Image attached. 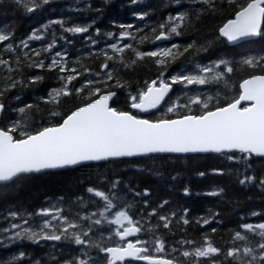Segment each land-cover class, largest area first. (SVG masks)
Listing matches in <instances>:
<instances>
[{"label":"trees","instance_id":"16d2710c","mask_svg":"<svg viewBox=\"0 0 264 264\" xmlns=\"http://www.w3.org/2000/svg\"><path fill=\"white\" fill-rule=\"evenodd\" d=\"M247 2L248 0H213L208 5L197 0H179V3L177 0H51L48 5L28 12L27 7H34L31 3L25 6L15 0H0V31L11 33V40L0 44V49L8 43L16 47V55H20L22 60L21 71L12 73V76L26 82L25 86H17L6 93L0 128L7 130L13 122L19 121L27 122L29 130L35 132L41 127L59 124L64 116L88 102L85 94H73L61 98L58 105L45 103L48 94L64 83L59 77H66L71 73H61L58 68L52 71L47 68H29L24 52H28L33 60H44L46 65L55 53L60 52L66 58L69 68H76L82 73L70 88L80 87L88 79L106 81V84L94 86L100 87L102 92H116L117 97L112 107L127 112H130L131 107L130 95H137L145 90L153 80L160 77L161 72L164 73L160 77L162 79L180 70L193 75L200 68L224 59L233 67L232 73H226L225 78L218 82L210 81L202 85L174 84L173 94L167 104L158 114H153L148 119L158 121L186 114H203L204 110L199 105H192L190 112L183 107L167 112L169 103L179 99L184 104L188 97L197 95L201 98L215 97L210 105L213 109L226 106L238 98L241 82L253 75H264V66L252 68L243 64L247 58L264 57V35L240 46H229L219 35V29ZM180 13H186L187 20L179 29L181 34H171L170 37L181 49L192 43H195V47L174 62H169L166 67L158 65L155 62L157 58L145 57L138 60L135 51H152L156 47L155 35L161 31L168 32L167 26L161 29L160 25H167L170 16ZM57 21H63V25L56 23ZM128 25L132 27L129 28ZM76 26L88 27V31L72 33L64 30ZM37 30L43 39L29 40V36ZM124 31L132 33L136 39H123L126 44H132L133 49L125 50L121 62L120 54L114 53L110 46L121 40L120 36ZM145 35L149 39L141 43L140 37ZM22 40L28 41V49L22 48ZM49 43L55 45L50 52L41 51L39 57L32 56L31 49L42 50ZM104 52L114 59L106 60ZM0 54L5 59H12L15 67L13 54ZM133 60L136 61L135 64L132 63ZM105 62L109 65L108 69L102 68ZM220 70H223V66ZM108 71L113 75L111 81H107ZM7 75L0 68V87L5 83L3 77ZM36 75L43 79L27 83L30 77ZM211 75L213 74H208L209 77ZM117 80L125 86L117 87ZM29 104L33 107L24 114L18 111ZM53 110L61 115L52 116L50 113ZM13 135L19 138L18 132ZM229 155L233 154L157 156L116 161L31 175L7 188L0 186V230L10 228L13 223L21 225V228L12 232L0 231V240L16 231H22L23 228H32L38 232L43 222L51 219L49 216L37 215L41 209H52L54 214L57 209L61 210L59 215L66 218V221L52 220L58 235L62 233L63 227H67V222L78 225L76 228H69L59 241L40 240L39 243H33L23 240L8 243L5 240L8 247H0V260H9L24 252L25 257L15 264H36V261L40 264H65L66 261H72L76 264L75 258L88 259L89 264H107L108 258L93 245L109 247L119 242L117 235L112 233L113 226L107 220H112L117 211L126 210L134 222H139V239L149 241L148 254L152 256L165 257L177 264H196L197 259L199 264H210L208 258L183 257L181 254L184 250L191 251L200 246L207 238L221 249L220 255L211 258L215 264H238L233 258H226L224 253L234 247H255L260 242L258 235L245 231L242 225L264 222V185L259 183L264 179V158L253 156L250 161H246L244 154L235 153L236 159H229ZM246 175L255 176L256 182L241 184L240 180ZM113 184L116 186L113 187ZM89 188L109 195L115 206L105 212L106 202L90 193ZM146 190L148 194L144 195ZM137 193L140 195H136ZM164 201L167 203L164 204ZM161 204L164 206L160 207ZM154 209L155 215L152 214ZM13 211L19 214L16 218L9 215ZM101 212H104L107 220L100 215ZM161 215L169 217L167 228L163 227L164 221L159 219ZM85 217L90 219H84ZM24 219L28 220L27 224H24ZM95 219H101L102 223L93 224ZM184 219L189 223L184 224ZM204 220H209L210 223L204 224ZM89 227L91 231L84 236L83 232L88 231ZM213 228L216 231L213 232ZM45 231L51 233L53 229ZM237 231L245 235L247 240L233 243ZM73 233L91 243L77 245ZM157 239L165 244L163 252L157 253L154 250V241ZM182 241L193 243L182 244Z\"/></svg>","mask_w":264,"mask_h":264},{"label":"snow or ice","instance_id":"6c2138e0","mask_svg":"<svg viewBox=\"0 0 264 264\" xmlns=\"http://www.w3.org/2000/svg\"><path fill=\"white\" fill-rule=\"evenodd\" d=\"M15 2L24 3L25 6H27V3L33 4L34 7H27L28 12H33L36 8L48 5L51 0H15ZM197 2L211 5L213 0H197ZM177 3H179V0H177ZM186 20V13L170 16L167 25H160L161 29L167 26L168 32L161 31L158 35H155V39H167L171 34L180 35L179 29ZM56 23L63 25V21H57ZM44 27L46 29L47 25ZM128 27L131 28L132 26L128 25ZM64 30L72 33H85L88 31V27L76 26ZM38 32L39 30L34 31L29 36V40L43 39ZM219 33L228 41L264 35V0H248L246 5L241 6L239 11L236 12L235 18L228 20L219 29ZM120 39L135 40L136 36L129 31H124ZM147 39H149L147 35L140 37V42L142 43ZM10 40V32L0 31V44ZM20 45L24 49L30 47L28 41L22 40ZM54 46V43H49L42 50L31 49V54L39 57L41 51L50 52ZM110 47L114 53L120 54L121 62H123L122 57L125 50L133 49L132 44H124L123 46L112 44ZM194 47L195 43L184 46L182 49L180 45L173 44L170 48L158 51H134L138 60H143L145 57L157 58L155 62L166 67L169 62H174L179 56L184 55ZM0 53H11L15 57V67H13L12 59H5L0 54V68L8 73L7 76L3 77L5 83L0 87V113H3L5 111L3 99L6 93L17 86H25L26 82L14 79L12 76V73L21 71L22 60L20 55H16V47L12 43H8L3 49H0ZM23 56L28 61L27 66L29 68H47L49 71L58 68L61 73H71L66 77H59L64 83L48 94L45 103L58 105L61 98L73 94L77 96L85 94L88 102L64 116L59 124L44 126L35 132L29 130L27 122L21 123L19 121L13 122L7 130L0 128V185L5 188L27 176L42 173L48 169L65 168L89 161H102L109 158L132 157L151 153H232L233 155H229L228 158L236 159L235 152H239L244 154L243 158L246 161H250L253 156L264 158V75H253L251 78L245 79L240 85L242 91L238 98L226 106L211 108L210 105L216 99L213 96L204 98L199 95L188 97L184 104H181L177 99L175 102L169 103L167 112H174L181 107L189 109L190 112L192 105H199L204 110L203 114H186L179 119H160L153 122L149 119L138 118L130 112L118 111L115 107H111L109 101L113 99L116 93L102 92L100 87L94 86L100 83L106 84V81L88 79L80 87L70 88L72 82L77 80L82 73L78 72L76 68H69L66 58L60 52L55 53V56L51 58L50 63L47 65L44 60L31 59L28 52H24ZM104 56L106 60L114 59L107 52H104ZM57 57H60V59H57ZM262 62H264V57L259 59L252 57L245 59L243 64L256 68L264 66ZM132 63L135 64L136 61L133 60ZM221 66H223V70H220ZM108 67V63L102 64L103 69H108ZM199 71L202 73L201 75L178 74L171 76L168 81L160 78L164 76V73L161 72L160 77L153 80L145 90H141L137 95H130L131 108L141 112L157 109L162 103H165V98L168 97L174 84L202 85L210 81L218 82L225 78L226 73L230 74L234 69L228 61L221 59L211 66L200 68ZM209 73L213 75L209 77L207 75ZM106 77L107 81H111L113 79L112 72L108 71ZM42 79V76L36 75L30 77L27 83H36ZM116 86L124 87L125 85L117 80ZM242 102L249 103L241 106ZM32 107L33 105L29 104L19 108L18 111L24 114ZM50 114L54 117L61 115L55 110L51 111ZM17 132L19 138L13 135ZM254 182H256L255 176L246 175L240 180L241 184ZM259 183L264 185V179H261ZM115 186L113 184V187ZM88 191L106 202L105 212L115 206L109 195L104 192L92 188H89ZM143 194L147 195V190ZM136 195H140V193ZM166 203L167 201H164V204ZM164 204H161L160 207H163ZM60 211L57 209L54 214L52 209H41L36 214L49 216L51 219L45 220L38 232L32 228H23L22 231H16L5 237L4 240H0V247L7 248L8 243L23 240L33 243H39L40 240H61L69 228H76L78 225L67 222V227H63L62 233L56 234L52 220L66 221V218L59 215ZM152 214H156L155 209ZM9 215L16 218L19 214L13 211ZM100 215L107 220L104 212H101ZM84 219H90V217ZM159 219L164 221L163 227L167 228L169 226L168 216L161 215ZM125 221L129 225L128 227L124 226ZM23 222L27 224L28 220L24 219ZM92 223L100 225L102 220L95 219ZM107 223L119 225L120 227L116 229L115 235L125 241L123 246L117 247H104L101 244L93 245L101 252L108 254L107 264H117L118 261L123 262L126 258L144 260L147 261V264H174L173 260L157 258L148 254L149 248L147 245L149 241L137 238L135 242H132L126 239L130 236H137L141 232V228L137 226L139 222H134L128 211H117L115 219L107 220ZM183 223L188 224L189 221L184 219ZM203 223L208 224L210 221L204 220ZM18 228H21V225L13 223L10 228L0 231L12 232V230ZM50 228L53 229L51 233L45 231V229ZM242 228L247 232L258 235L260 242L255 247L230 248L224 253V256L233 258L238 264H264V222L258 224L247 223L242 225ZM257 230L259 231L257 232ZM90 231L91 227L88 231L83 232V235L87 236ZM212 231L214 232L216 229L213 228ZM72 235L77 245L91 243L90 241L86 242L79 234L73 233ZM5 240L8 243H5ZM237 240L245 241L247 237L237 231L234 234L233 243ZM181 243L192 244L193 242L182 241ZM154 245V250L157 253L163 252L165 249L162 240H155ZM174 251L176 250L174 249ZM181 254L183 257L208 258L210 264H215V261L211 258L220 255L221 249L215 247L210 240L205 238L200 246L194 247L191 251L184 250ZM24 257L25 253L20 252L18 256L14 255L9 260H0V264H15L16 261ZM75 260L76 264H89L88 259L75 258ZM36 264H40V262L36 261ZM65 264H73V262L66 261ZM196 264H199L198 259Z\"/></svg>","mask_w":264,"mask_h":264},{"label":"water","instance_id":"95a60500","mask_svg":"<svg viewBox=\"0 0 264 264\" xmlns=\"http://www.w3.org/2000/svg\"><path fill=\"white\" fill-rule=\"evenodd\" d=\"M234 18H235V15H234ZM234 18H232V19H234ZM220 37L222 39H224L225 41H227L228 44H229V46H240V45H243V44L248 43V42H251V41H256L257 39H259L260 36L248 37V38L240 39V40H237V41H228L227 38H225V37H223L221 35H220ZM163 41H164V39L157 40V43H161ZM240 90L242 91L241 88H240ZM172 91H173V86H172L171 92H169V94H168V97L165 98V102L171 96ZM116 95L113 97V99L111 101H109L110 106H112V102L115 99ZM248 103L249 102H242V105L241 106H245ZM164 104L165 103H162L159 108H157V109H151L148 112H141V111H139L137 109H133V108H132V111H134V112H140L143 116H149L152 113L157 112ZM3 113H0V121L2 119ZM143 119H146V118H143ZM177 119H179V118H177ZM235 153H239V152H235ZM221 154H224V153H212V152H209V153H151V154H147V155L132 156V157L109 158L108 160H102V161H89V162H84V163H81V164H78V165H75V166H69V167H65V168L48 169V170H45L42 173H36V174H32V175H39V174H44V173H53V172H61V171H66V170H73V169H76V168H79V167H82V166L94 165V164H103V163H107V162H116V161H122V160H137V159H142V158L152 157V156L188 157V156H199V155L208 156V155H221ZM0 186H2V185H0ZM137 236H138V234H137ZM137 236H130V237H127L126 239L133 242V240ZM104 254L106 256H108L107 253H104ZM126 262H140V263H146L147 264V261H144V260H134V259H131V258H126L123 262L118 261L117 264L126 263Z\"/></svg>","mask_w":264,"mask_h":264},{"label":"rangeland","instance_id":"374dc122","mask_svg":"<svg viewBox=\"0 0 264 264\" xmlns=\"http://www.w3.org/2000/svg\"><path fill=\"white\" fill-rule=\"evenodd\" d=\"M171 39V41H172V38H170ZM130 42V41H129ZM116 44H118V45H121V46H123L124 44H126L123 40H120V41H118ZM173 44H163V45H160V46H157V47H155L152 51H158V50H160V49H164V48H170L171 46H172ZM211 65H213V64H211ZM210 65V66H211ZM178 74H187V75H190V73L189 72H186L185 70H180V72H175V73H173L171 76H173V75H178ZM202 73L198 70L196 73H194L193 75H201ZM208 75V74H207ZM170 76V77H171ZM170 77H166V78H164L165 80H169V78ZM166 110V109H165ZM162 114L163 113H161L160 114V117L162 116ZM113 219H115V216H114V218ZM112 219V220H113ZM111 226H113V229H112V233L113 234H115V231H116V229L117 228H119L120 226L119 225H115V224H111ZM116 237H118V236H116ZM112 238V237H111ZM119 246H123V244L121 243V244H118Z\"/></svg>","mask_w":264,"mask_h":264}]
</instances>
